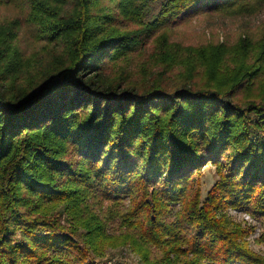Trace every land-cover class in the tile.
Returning a JSON list of instances; mask_svg holds the SVG:
<instances>
[{
    "label": "trees",
    "instance_id": "1",
    "mask_svg": "<svg viewBox=\"0 0 264 264\" xmlns=\"http://www.w3.org/2000/svg\"><path fill=\"white\" fill-rule=\"evenodd\" d=\"M246 1L26 0L0 21V264H107L127 244L144 264H264L224 213L264 218V33L144 49Z\"/></svg>",
    "mask_w": 264,
    "mask_h": 264
},
{
    "label": "rangeland",
    "instance_id": "2",
    "mask_svg": "<svg viewBox=\"0 0 264 264\" xmlns=\"http://www.w3.org/2000/svg\"><path fill=\"white\" fill-rule=\"evenodd\" d=\"M25 2L26 0H0V21L6 17L22 19L23 12L28 10ZM157 7L154 6L155 11ZM177 21L156 29L146 38L144 49L151 52L153 39L162 31L167 32L169 42L185 48L213 43L224 44L229 48L240 38L257 40L264 33V0H248L227 10L197 12ZM137 68L134 63L130 65L131 71ZM137 74L141 77L139 72ZM133 75H136L135 72ZM134 78L135 76L132 77ZM217 178L215 166L211 162H205L199 172H195L194 182L199 186L201 200ZM126 202L128 203L127 200ZM224 213L231 222L250 228L245 240L252 250L264 255V244L258 242L261 232L264 231V218L256 219L245 210L231 207H227ZM104 259L107 264H144L140 255L129 244L111 249Z\"/></svg>",
    "mask_w": 264,
    "mask_h": 264
}]
</instances>
